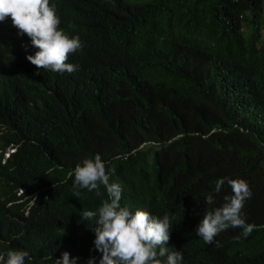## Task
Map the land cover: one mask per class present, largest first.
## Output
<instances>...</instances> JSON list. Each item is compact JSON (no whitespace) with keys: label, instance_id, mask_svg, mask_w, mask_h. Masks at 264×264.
Wrapping results in <instances>:
<instances>
[{"label":"trees","instance_id":"obj_1","mask_svg":"<svg viewBox=\"0 0 264 264\" xmlns=\"http://www.w3.org/2000/svg\"><path fill=\"white\" fill-rule=\"evenodd\" d=\"M83 48L74 73L37 69V49L10 18L0 23V252L87 264L102 197L73 196L69 173L99 154L115 168L121 206L169 215L167 247L181 264H264V8L262 0H50ZM15 150L2 161L4 148ZM245 179L243 237L206 244L195 229ZM215 197L208 205L206 198ZM240 236L239 240L234 237ZM52 257V259H44Z\"/></svg>","mask_w":264,"mask_h":264},{"label":"clouds","instance_id":"obj_2","mask_svg":"<svg viewBox=\"0 0 264 264\" xmlns=\"http://www.w3.org/2000/svg\"><path fill=\"white\" fill-rule=\"evenodd\" d=\"M17 29L19 36H27L31 46L37 51L27 55V60L37 69L58 73H74L78 66L68 63L69 56L83 48L78 35L70 36L60 27L61 19L55 5L50 0H0V23L7 19ZM15 150L14 144L7 145L2 151L4 158ZM115 168H107L99 154L94 158H85L75 165L69 176H74L73 196L79 198L81 189L95 192L102 197L106 191L107 198L102 199L96 211L83 210L80 215L84 221L95 220V250L101 254L99 264H181L182 251L167 247L170 240L172 223L169 215L163 217L137 208L134 212L121 206L122 187L110 182ZM227 182L231 195L223 196V203L209 208L200 219L195 233L206 244L221 247L215 238L229 228H239L243 237H248L256 225L246 222L243 213L245 202L252 197V190L245 179L220 178L215 183V193L221 192ZM208 205L216 203L215 197L206 198ZM240 236L234 237L239 240ZM26 250L9 249L0 252V264H25L31 261ZM52 259V257H44ZM79 257H71L64 251L54 264H77ZM96 257H89L87 264H96Z\"/></svg>","mask_w":264,"mask_h":264},{"label":"rangeland","instance_id":"obj_3","mask_svg":"<svg viewBox=\"0 0 264 264\" xmlns=\"http://www.w3.org/2000/svg\"><path fill=\"white\" fill-rule=\"evenodd\" d=\"M262 5H263V8H264V0H262Z\"/></svg>","mask_w":264,"mask_h":264}]
</instances>
